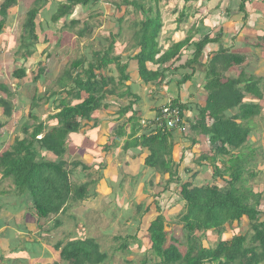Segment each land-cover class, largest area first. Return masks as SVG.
<instances>
[{"label": "trees", "instance_id": "obj_1", "mask_svg": "<svg viewBox=\"0 0 264 264\" xmlns=\"http://www.w3.org/2000/svg\"><path fill=\"white\" fill-rule=\"evenodd\" d=\"M98 1L32 0V6L26 12V21L19 37L20 46L15 51L14 62L25 60L33 54L38 43V34L43 35V43L51 41L54 37L53 30L60 20L63 28L74 29L82 25L74 29L76 40L90 36L92 26H89L87 19L79 15V11H82V8H91ZM158 1L116 0L108 3L116 10L131 7L133 13L142 14L141 19L131 22L134 26L131 35V47L134 52L123 54L121 51H115L117 44L122 46L115 41L116 36L121 33L123 17H119L117 31L113 36L109 34L107 47L71 62L69 68L65 69L56 81V90L47 93L45 104L49 109L55 110L54 113L48 114L47 122L41 121L33 114L36 103L35 97H32L27 113L32 122H24V117L20 119L18 134L14 137L10 150L0 155V169L6 176L13 178L18 192L30 191L33 207L39 217L63 212L64 205L71 195L76 200H82L86 197L87 189L86 183L76 185L69 179L71 170L66 168L64 156L70 136L73 137L80 129L86 128L88 121L93 120V112L113 105L109 98L114 97L117 100L128 97L130 99L127 105L120 107L118 111L121 115L130 113L126 119L129 134L122 149L144 148L147 155L143 165L153 173L167 176L156 197L168 190L170 184L178 183L179 199L184 203L185 209L181 222L186 233V249L181 252L176 245L179 243L177 239L170 238L167 243L164 215L159 212L160 208L154 202V209L158 213L148 222L145 233L148 253L157 258L155 264H262L264 220L259 216L264 215V203L260 210L258 206L262 199L261 193L253 192L244 183L247 178L256 175L252 170L256 163L253 156L255 149L250 145V136L254 129L251 119L255 116L264 117V106L261 102L264 83L261 82L262 78H246L242 72L233 79L226 76L232 66L243 67L246 59L244 54L220 47L208 60L200 61L205 45L217 43L221 32L213 38L204 34L194 40L192 29L182 40L162 50L158 42L162 27ZM182 1L187 3L189 0ZM16 3L17 0H2L0 3V35L5 26L8 9ZM48 3L50 4L46 8ZM75 8L77 12L73 15ZM185 11L178 13V25L187 19ZM184 54H189L190 58L175 66ZM47 55L45 53V56ZM194 66L203 68L205 101L184 103L179 97H171L168 101L169 107L176 109V116H165L162 112V106L168 105L166 101L155 106L154 117L145 119L146 122L143 120L142 124V110L133 109L140 97L134 92L132 85L139 84L142 87L153 83L158 87L160 82L167 78V73L172 74L175 71L180 72V80L175 81L176 85H180L192 75L181 71L189 68L192 70ZM171 68H175V71ZM43 72L44 68L40 62L33 81ZM25 73V67H21L14 69L11 76L21 80ZM133 76L138 78L139 83L132 80ZM171 81L172 78L167 83ZM0 92L5 94L4 98L0 97L4 114L10 116V99L13 94L3 83H0ZM151 92L157 94V90ZM251 94L257 100L245 101L246 96ZM187 112L192 114L193 121L186 120ZM176 118L177 126L167 125L169 119L174 121ZM207 120H210V123H207ZM177 127L183 128V131L177 132ZM186 131H191V136H185L183 132ZM19 133L24 134V137L19 138ZM114 134L113 144L125 134L124 124L119 125ZM197 135L207 137L208 145L206 154L200 153L194 162L199 163V166H209V173L213 178V182L204 181L200 185L194 183L199 171L191 173L186 180H181L179 163L172 158L175 144L183 140H190L191 146L198 144ZM47 152L54 154L56 160H48ZM217 159L221 164H216ZM203 161L205 163L202 164ZM68 165L87 167L76 161ZM149 207L145 208L146 212ZM243 218L250 222L252 234L249 236L234 233L230 238H220L214 247L209 248L201 245L198 237L194 235L195 232L211 229L221 233L224 224L238 223ZM94 241L92 238H81L67 242L60 249V257L68 264H101L107 255L99 251ZM56 247L59 248L60 245ZM118 248L126 250L131 249V246L124 242Z\"/></svg>", "mask_w": 264, "mask_h": 264}, {"label": "rangeland", "instance_id": "obj_2", "mask_svg": "<svg viewBox=\"0 0 264 264\" xmlns=\"http://www.w3.org/2000/svg\"><path fill=\"white\" fill-rule=\"evenodd\" d=\"M111 1L116 0H99L91 8L87 10L85 8H82V11H79L81 13L79 15H81L83 19H87V23L89 24V26H92L93 31L90 36L76 40L74 29H76L77 27H82V25L80 24L74 29H69L67 27L63 28L62 20H60L53 30L54 37L51 41L43 43V35L38 34V43L35 45L32 56L23 62H21L20 59L17 62H13L12 58L13 54L15 55L16 49L20 46L19 37L22 34L23 24L26 21V12L32 6V0H17V3L14 6L10 7V9H8L5 26L0 36V82L9 87L10 91L13 94L10 102H12V107H14V115L12 116L14 127H16L17 122L22 117H24V122H32V119L27 117V113L29 111L33 96L35 97L36 103L33 114H35V116L43 122L48 121V114L50 112L54 113L55 110H52L51 108L49 109L47 104H45L44 98L45 96H48L47 93L56 90V81L58 80V78H60L63 71L69 68L71 62H73L77 58H80L81 56L87 54L89 55L94 51H101L102 49H105L107 47L109 42L108 38L110 37L109 34L111 33V36H113V34H115V32L117 31V19L119 17H123V21L121 23V33L117 36L115 35V41H117L122 46L120 47L117 44L118 48L115 51H121L123 52V54H126V52L127 54H132L134 52V49H132L131 47L133 44L131 35L132 31L134 30V26L131 24V22L141 19L142 14L139 12L133 13V11H131V7H128L126 9L125 7H122L121 10H116L109 6L108 3ZM193 1H189L187 3H184V1L182 0L158 1L157 8L159 10V15L162 22V27L158 36V42L159 46L162 47V50H166L172 42L181 38L184 35L185 30L190 27L193 21L191 16V18L189 19L187 17L185 22H182L180 26L177 25L176 21L178 18V12L181 11L184 4L186 6V11L184 8L185 12H188V10L193 11V9H188V6L190 4L191 8L198 5V2L194 3ZM1 2L2 0H0V3ZM49 4L50 3L46 5V8L47 6H49ZM224 4L225 3H223V5ZM229 6H231L230 3ZM126 10H128V12H126ZM76 12L77 11L75 8L73 15ZM197 18H199V16ZM206 18L209 20L208 17ZM211 22L212 23H209V25L212 28V30L210 31L212 36H215V34H217L216 32L219 31L217 30V27L220 26L224 37H222L221 39L222 43L224 44V47H228L227 44L231 43L229 40L234 41L235 39V35L233 34V32H230L231 36H227V30H224V28L221 26L223 23L222 17L216 16V18L211 20ZM25 30L26 29H24V32ZM219 46L220 45H212L210 47H207V49L204 51V61L206 59L208 60L211 54L216 49H218ZM229 49L231 50V48ZM45 53H47L48 55L45 56ZM262 55L264 56V50L263 53L258 54V58H264ZM183 57V60H185V56ZM40 62L41 66H43L44 68V72L38 77L36 81H33ZM42 62H44L43 65ZM178 63L179 62H177L176 64ZM21 67H25V77L21 80L12 78V71ZM259 68L260 67H254L256 73L260 71ZM115 74L116 72L114 71V75ZM167 78L163 80L164 82H160L161 88H155L151 84H148L143 88V90L146 92L150 88V90L152 91L157 90V94L154 95L152 93V95H154L155 97L156 104L162 105L166 103V101H170L171 97L175 95H178L177 97H179L180 101L184 103L194 101V99L190 100L186 97L188 93V84L181 86V88L177 86H173V88H171L169 87L171 85L167 83ZM191 79L192 81L194 80L193 78ZM194 85L195 84L192 83L191 89H193ZM175 89L178 91L174 92ZM171 90L173 91L170 92ZM164 93V98L161 99L160 95ZM143 94L145 95L144 92ZM0 96H5V94L3 92H0ZM106 100H108V98H106ZM128 100L126 99L125 102H128ZM254 100H257L256 97L254 98ZM261 102L264 106V93ZM0 119L5 120L3 116H1ZM208 121L210 122V120ZM251 121L254 124V129L252 135L250 136V141H252L250 145L255 149L253 152V156L255 157L254 160L256 163V165L252 167V170L256 172V175L252 178H247V175L244 174V177L247 178L244 185L251 188L253 192L261 193L262 199L260 200V205L258 206V208L262 210V205L264 203V117L255 116L251 119ZM3 130L1 131L2 135H4V132L6 131L5 129ZM114 133L115 129L113 133H111V135H109L108 132V137H112ZM183 134L187 136L189 133L186 131V133L183 132ZM6 138L7 136L4 135L2 137V140L6 141ZM120 142L123 144L124 141L119 140L118 143ZM86 145H89L88 141L86 142ZM5 146L6 145H4V147ZM109 146L111 148L114 147L112 144H109ZM119 149L120 152L122 146ZM114 150V153H116L114 159H118V163L122 162V158L125 159V156L123 155L122 151L120 153L117 152L118 145L116 146V148H114ZM110 151H112V149ZM195 151L198 152V150ZM185 162L186 161L182 159H180L179 161L178 170L180 172L181 180H186L191 176L190 172H183V167L189 166ZM134 163L136 164L135 167H137V163L135 161H132V164ZM132 164L128 167L124 165L123 173L122 171H119V169H116L114 174L110 176L111 178L115 176V174H117V182H119L120 185H113L112 183L110 184V198L105 199L104 203L102 204H99L98 197L95 194L97 192L96 186L90 185L89 181L81 180V175L84 173V171H80V176L73 179L75 183L88 182V198L85 197V202H87L91 206H97L95 207V210L92 209V211L89 212L91 216L88 219L90 220H86V215L88 213L85 214V212H83L82 215L80 214L81 212L79 206H81V202L71 197L73 204L70 208V213L75 216L77 215V222L80 224L82 223V237L85 236V238H92L93 240H95L94 242L97 243L99 251L107 255V258L101 264H155L157 258L148 253L147 235L145 233L148 222L153 219L158 213L154 209V202L160 208L159 212L163 213L164 215V227L167 232L168 239L167 243L170 242V238H174L179 241V243H177L176 245L179 247L181 252H184L186 249V233H184L185 231L182 228L181 222V216L183 215L185 209L184 203L179 199L178 195L179 184H170L168 190L164 191L156 197L157 191H159V189L164 185V182L167 178L166 176H159V179H155L154 173L152 171H148V173L146 174V179H148L147 182L149 185L148 187L146 186L145 189H143V192H141L142 196H140L141 194L137 196L134 194V189H136V185L139 182V178L141 177L142 173L140 174L139 172L138 174H136L137 168L133 169ZM130 167L131 171L129 170ZM100 169H102V167H99L97 170L93 169L91 171L92 173H90L89 179L95 180L100 178L101 174L98 171ZM126 174L130 177L126 178ZM155 180H157V183L155 182ZM204 181L213 182V178H211L209 172L201 173V175H197V177L194 179V183L199 185L203 184ZM215 181L216 183L218 182L217 179ZM4 185L5 187L0 186V214L3 209L5 210V208H7L6 205H8L11 201L14 200V198H16L13 190L12 192L7 193V189L10 188V185L9 187L7 186V184ZM220 186H222L221 183ZM147 206H150V209H148V211L146 212L145 208ZM259 217L261 220H264L263 214ZM70 222L64 221V226L63 223L60 222L63 226L62 230L72 228V224H69ZM73 225H77L76 227H78L80 232L81 228L79 227V225L77 223ZM74 232L72 233L74 235H77V232L76 234ZM234 233L246 234L248 236L251 235L252 231L249 220L243 218L238 223L233 222L231 224H224L221 233H218V231H216L215 229H211L206 232H195L194 235L198 237L201 245L210 248L214 247L220 238H230ZM124 242H126L129 246L136 245L138 248L134 246L133 248L126 250L119 249L118 246Z\"/></svg>", "mask_w": 264, "mask_h": 264}, {"label": "crops", "instance_id": "obj_3", "mask_svg": "<svg viewBox=\"0 0 264 264\" xmlns=\"http://www.w3.org/2000/svg\"><path fill=\"white\" fill-rule=\"evenodd\" d=\"M193 2H198V5L196 6L195 4L196 7L193 8H191V4L188 6V9H193V11L188 10L187 12L188 19L192 17L193 20L190 27L185 30V33L181 38L172 43L182 40L192 29L194 31V40H198L204 34H208L211 38H213L210 32L212 28L210 27L209 23H212L211 20L216 18V16L222 17L223 23L221 26L224 28V30H227V36H231L230 32L232 31L235 35V39L234 41L229 40L231 43L227 44L228 47H224V44L221 40L223 37V32L220 26H218L217 30L219 31L216 33H222L219 41L217 43H209L205 45L200 61H204V51L207 49V47H210L212 45H220L219 48H231V50L235 53L244 54L246 56V59L244 61L243 67L237 65L234 67L232 66L229 71L226 72V76L233 79L236 78L240 74V72H242L244 75H246V78L249 76L252 78L260 77L262 78L261 82L264 83V58H258V54L263 53L264 50V0H194ZM223 3L225 4L223 5ZM229 3L231 6H229ZM183 6L186 7L185 4ZM182 10H184V8L181 9V11ZM198 16L199 18H197ZM206 17H208L209 20ZM180 25L181 24H179L178 26ZM14 56L15 55L13 54V62ZM183 56H185L186 59L190 58L188 54L182 55L181 59L178 61L179 63L175 64V66L183 63L186 60H183ZM20 60L21 62L25 61L22 59ZM254 67H260V71L256 73ZM202 69L203 68L199 66H194L192 70L190 68L188 70H182L181 72L192 75L187 81L181 83L180 85H176L175 81L180 80V72H176L175 68H171V70L175 72H172V74H166V77H168L169 79L172 78V81L168 83L171 86H168L171 88H173V86L181 88V86L188 84V93L186 96L187 99H194L193 102H204L206 99V95L204 96L203 89L204 78H201L203 77ZM168 78L167 81L169 80ZM191 78H193L194 80L192 81ZM132 80H134L136 83H139L136 76H133ZM192 83L195 84L193 89H191ZM148 84H151L155 88H157V86H155L153 83ZM148 84H145L142 87H140L139 84L138 86L132 85V87H134V92L140 97L139 102L133 105V109L142 110L144 117L141 120L142 124H144L143 120L152 119L154 117L155 111L153 108L157 105L159 106V104H156L155 97H153L151 92L152 90H150L151 88L147 90V92L143 90V88ZM241 85H243V83ZM7 88L9 89V87ZM158 88H161V86H158ZM172 91L173 90H171L170 92ZM176 91L178 90L175 89L174 92ZM143 92L145 93V95L143 94ZM164 95L165 93L160 95V98H164ZM177 96L178 95H175L173 97ZM0 97L4 98L5 96ZM254 98L255 96H253L252 94L247 95L245 101H253ZM126 99L128 100V97H123L117 100L114 97H111L109 98V100L112 101L113 105L109 106L106 109H100L93 112L91 115V118L93 120L88 121V125L86 126V128L80 129L78 133H76L73 137L70 136L69 144L67 146V152L64 156V160L66 161V168L71 170L69 175V179H72L71 182L76 185H80L83 183L88 184V182L75 183V181H73V179L80 176V171H84V173L81 175V180L89 181L90 185L96 186L97 192L95 190V194L98 197L99 204L104 203L105 199L110 198L111 192L109 190H111V183L113 185H120V183L117 182V174H115V176L111 178L110 176L114 174L116 169H119V171H122L123 173L124 165L128 167L132 164V161H135L138 165L137 167H135L136 164H132L133 169L137 168L136 174H138L139 172L140 174L142 173L141 177L139 178V182L136 185V189H134V194L137 196L141 194L140 196H142L141 192H143V189H145V187H148L149 185L147 182L148 179H146V174L151 170L143 165L144 157L147 155V152L144 148L137 147L134 149L128 148L127 150L121 149L123 155L125 156V159L122 158V162L119 163L117 162L118 159H114V156L116 155V153H114L116 149L114 150V148H116V146L118 145L117 152L120 153L121 151L119 152V148L123 144L121 142H118L119 140L125 141L127 139V135L129 134V127L126 119L130 113L127 112L124 115L118 113L120 107L127 105L128 102H125ZM11 103L12 102H10V104ZM13 109L14 107H12L11 104V115L7 116L4 114L3 108L0 104V118L1 116L5 118V120L0 119V155L2 152L10 150V147L14 141V137L18 134L20 120L17 122L16 127H14V121L12 119V116L14 115ZM185 117L186 120H194L190 112H187ZM84 122L85 121H83V123ZM207 123L210 122L207 120ZM123 124L125 134L122 137L118 138L117 141L113 144L112 141L115 138V134L109 138L108 132L109 135H111L114 129L116 130L119 125ZM89 125L93 126V128H89ZM95 125L98 127H96ZM3 129L6 130L4 132V135L7 136L6 141L2 140V137L4 135H2L1 131ZM21 134L22 133H19V138L24 137V134ZM191 134V131H189V134L187 136H191ZM196 138L199 143L193 146H191L190 140H183V142L175 144L172 150V158L175 162L178 163L180 159L186 161L185 163L189 166L183 167V172L187 173L189 170L191 174L193 172L199 171L198 175H201V173L210 172L211 169L206 165L199 166V163L194 162V159H196V157H198L200 153H205L206 147L208 145V140L207 137H203L201 135H197ZM87 141L89 142L88 146L86 145ZM109 144H112L114 147L111 148ZM4 145L6 146L4 147ZM106 146L109 147L106 148ZM111 149L112 151H110ZM195 150H198V152H196ZM46 158L52 161L56 160V156L49 152L46 153ZM73 161L81 162V164H84L87 167L82 168L81 165H68ZM203 163L205 162L203 161L202 164ZM216 164H220V161H218V159L216 161ZM99 167H102V169L98 170L101 174L100 178L95 180L89 179L90 173H92L91 171L93 169L97 170ZM129 170L131 171V167L129 168ZM154 175L155 179H159V176H161L158 173H154ZM126 176V178L130 177L127 174ZM155 182L157 183V180H155ZM4 184H7L8 187L10 185V188L7 189V193L12 192L13 190L16 198H14L13 201L6 205L7 208H5V210L3 209L0 214V264H68L66 260H63L60 257V249L67 242L75 239L85 238V236L82 237V223L80 224L77 222V215L75 216L70 213V208L73 204L71 199L72 195L65 203L63 212H60L56 215L50 214L47 217L41 218L35 212L32 204L33 198L30 191L23 190L21 192H18L16 190V185L13 181V178L9 175L6 176L3 173V170L0 169V186L5 187ZM87 193L88 190L86 189V197ZM85 199L86 198L79 200L81 202V206H79L81 213L79 211L78 212L81 215L83 212H85V214L88 213L86 215V220H90L88 219L91 216L89 212H91L92 209L95 210V207L97 206H91L90 204L85 202ZM59 221L62 223L64 221H71L69 224H72V228L62 230L64 223L62 226V223H60ZM75 223H77L81 228L80 232L78 227H76L77 225H73ZM74 231L77 232V235H74L72 233ZM76 232L74 233L76 234ZM58 244L60 245L59 248L56 247L58 246ZM133 246L135 245H132L131 248ZM136 248L138 247L136 246Z\"/></svg>", "mask_w": 264, "mask_h": 264}, {"label": "built area", "instance_id": "obj_4", "mask_svg": "<svg viewBox=\"0 0 264 264\" xmlns=\"http://www.w3.org/2000/svg\"><path fill=\"white\" fill-rule=\"evenodd\" d=\"M162 112L165 114V116H176L177 115V112H176V109L175 108H170L169 107V102H168V105L167 106H162ZM176 121H177V118L174 120V121H171L170 119L167 121V125L170 126V127H175L177 126L176 125ZM177 131H183V128L181 127H177Z\"/></svg>", "mask_w": 264, "mask_h": 264}]
</instances>
